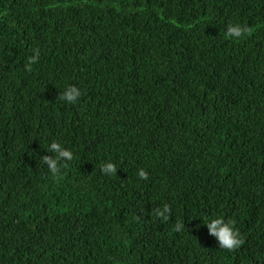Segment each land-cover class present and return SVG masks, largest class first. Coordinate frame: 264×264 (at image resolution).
Returning <instances> with one entry per match:
<instances>
[{
	"label": "trees",
	"instance_id": "obj_1",
	"mask_svg": "<svg viewBox=\"0 0 264 264\" xmlns=\"http://www.w3.org/2000/svg\"><path fill=\"white\" fill-rule=\"evenodd\" d=\"M0 264H264V0H0Z\"/></svg>",
	"mask_w": 264,
	"mask_h": 264
},
{
	"label": "clouds",
	"instance_id": "obj_2",
	"mask_svg": "<svg viewBox=\"0 0 264 264\" xmlns=\"http://www.w3.org/2000/svg\"><path fill=\"white\" fill-rule=\"evenodd\" d=\"M248 29L246 26H242L239 23L229 24V30L226 33L227 38L231 39H239L242 38ZM39 60V52H37L36 56L29 57L28 68L31 70L32 64L36 63ZM82 95V91L78 87H69L65 90L64 94L61 96V100L67 99L72 103H77L78 98ZM49 150H55L57 153L55 158L44 157V162L49 165L50 171L53 173V176H57L58 173V163L62 158H67L68 160L73 159V154L69 151H66L64 147L58 142H52L48 146ZM104 171L111 172V174L116 173V166L113 163H108L107 167L103 166ZM139 178L142 180L148 179V173L144 169L139 170ZM156 214L163 217L164 220H167L170 215V208L168 205H164L162 208L158 209ZM209 233L215 236L219 241V248L226 249L229 251L237 249L242 243V239L240 237L238 229L235 227L234 220H225L223 216H218L216 218L205 221ZM200 225H197L199 228ZM177 230H183L185 228V224L183 222H178L175 225Z\"/></svg>",
	"mask_w": 264,
	"mask_h": 264
}]
</instances>
